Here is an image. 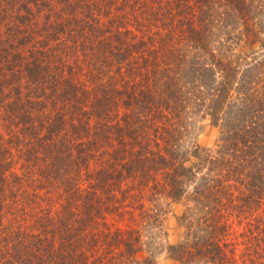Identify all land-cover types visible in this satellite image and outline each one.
<instances>
[{
	"label": "trees",
	"instance_id": "trees-1",
	"mask_svg": "<svg viewBox=\"0 0 264 264\" xmlns=\"http://www.w3.org/2000/svg\"><path fill=\"white\" fill-rule=\"evenodd\" d=\"M0 24V264H264V0H0Z\"/></svg>",
	"mask_w": 264,
	"mask_h": 264
},
{
	"label": "rangeland",
	"instance_id": "rangeland-1",
	"mask_svg": "<svg viewBox=\"0 0 264 264\" xmlns=\"http://www.w3.org/2000/svg\"><path fill=\"white\" fill-rule=\"evenodd\" d=\"M139 35L138 32L135 33ZM0 38H8L6 33V27H3L0 24ZM202 129L197 137V143L201 148L207 149L212 148L215 144L217 139V129L213 126H210L208 122H203ZM0 133H3L2 129H0ZM4 134V133H3ZM183 207L181 205H173L167 215L165 216V228L167 230V240L169 244H176L182 239L183 236V229L178 224V217L181 215ZM157 264H173L169 260L166 259L165 254L161 255L158 260Z\"/></svg>",
	"mask_w": 264,
	"mask_h": 264
}]
</instances>
